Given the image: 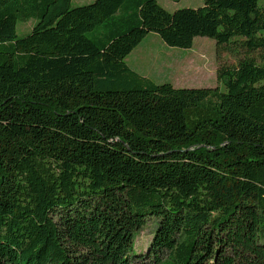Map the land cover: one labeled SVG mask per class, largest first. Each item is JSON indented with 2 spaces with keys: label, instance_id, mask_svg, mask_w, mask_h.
Returning <instances> with one entry per match:
<instances>
[{
  "label": "trees",
  "instance_id": "obj_1",
  "mask_svg": "<svg viewBox=\"0 0 264 264\" xmlns=\"http://www.w3.org/2000/svg\"><path fill=\"white\" fill-rule=\"evenodd\" d=\"M71 1L0 0V264H264V64L219 69L223 91L126 62L150 34L264 53V0Z\"/></svg>",
  "mask_w": 264,
  "mask_h": 264
},
{
  "label": "rangeland",
  "instance_id": "obj_2",
  "mask_svg": "<svg viewBox=\"0 0 264 264\" xmlns=\"http://www.w3.org/2000/svg\"><path fill=\"white\" fill-rule=\"evenodd\" d=\"M96 0H72L68 8L75 9L91 5ZM168 12L174 13L182 9H199L204 7V0H157ZM68 0H60L59 6L51 13L53 18L57 12L66 8ZM37 25V20L19 22L18 39L30 35ZM93 38L92 34L89 35ZM264 64V53L249 54L242 46L241 39H235L228 47L217 49L216 42L209 38L198 37L190 50L168 47L157 35L150 34L126 59L131 69L157 85L172 84L178 89H212L220 87L225 91L223 83L218 81V71L224 68H235L245 58ZM157 229L152 220L136 236L135 252L145 255Z\"/></svg>",
  "mask_w": 264,
  "mask_h": 264
}]
</instances>
